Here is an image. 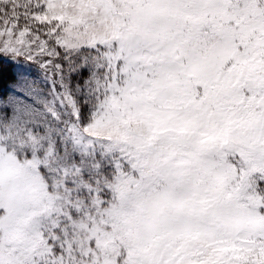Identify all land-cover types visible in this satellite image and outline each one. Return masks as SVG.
I'll return each mask as SVG.
<instances>
[{"label": "rangeland", "instance_id": "374dc122", "mask_svg": "<svg viewBox=\"0 0 264 264\" xmlns=\"http://www.w3.org/2000/svg\"><path fill=\"white\" fill-rule=\"evenodd\" d=\"M0 264H264V0H0Z\"/></svg>", "mask_w": 264, "mask_h": 264}, {"label": "trees", "instance_id": "16d2710c", "mask_svg": "<svg viewBox=\"0 0 264 264\" xmlns=\"http://www.w3.org/2000/svg\"><path fill=\"white\" fill-rule=\"evenodd\" d=\"M15 80L14 64L0 58V94Z\"/></svg>", "mask_w": 264, "mask_h": 264}]
</instances>
